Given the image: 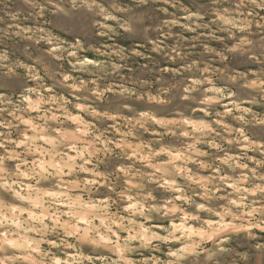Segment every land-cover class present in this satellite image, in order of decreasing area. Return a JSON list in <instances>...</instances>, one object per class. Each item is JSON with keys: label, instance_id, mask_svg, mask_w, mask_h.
I'll return each mask as SVG.
<instances>
[{"label": "clouds", "instance_id": "clouds-1", "mask_svg": "<svg viewBox=\"0 0 264 264\" xmlns=\"http://www.w3.org/2000/svg\"><path fill=\"white\" fill-rule=\"evenodd\" d=\"M22 2L0 28V264L246 261L226 245L264 233V0L186 10L201 51L151 67L123 0Z\"/></svg>", "mask_w": 264, "mask_h": 264}, {"label": "rangeland", "instance_id": "rangeland-1", "mask_svg": "<svg viewBox=\"0 0 264 264\" xmlns=\"http://www.w3.org/2000/svg\"><path fill=\"white\" fill-rule=\"evenodd\" d=\"M114 2L117 6L121 4V0H114ZM123 4L132 9L128 15L131 17L134 27L137 28L136 36L124 39L127 47H135L133 41L139 40L140 50L146 56L151 53L153 47L159 46L162 49L160 56L151 53L152 60L148 61L150 67L154 63H160L163 52H169L173 48L182 53L194 54L201 51V44L205 42V37L200 33L206 32L207 29L196 28L192 20H184L183 16L186 10L205 11L208 7L207 0H170L169 3H166L165 0H147V3H142L141 0H123ZM173 5L175 6L173 7ZM28 10L29 5L24 4L22 0H0V19H2L0 28L13 23L10 18L11 14L18 13L20 19L16 23H20L22 26L29 23L30 21L23 19ZM172 21L177 23H172ZM144 25L149 26L147 31L144 30ZM183 25H191L195 31H191ZM149 40L154 43H149ZM234 55L239 59V54ZM143 62L139 57H133L128 62L133 68L134 75L141 74L140 64ZM256 231L253 229V232ZM257 244H264V233H258L256 240H246L240 236L226 246L248 253V259L240 261L239 264H264V247H256ZM189 259H193V257H189ZM216 259L220 264H232L231 254L222 253Z\"/></svg>", "mask_w": 264, "mask_h": 264}]
</instances>
